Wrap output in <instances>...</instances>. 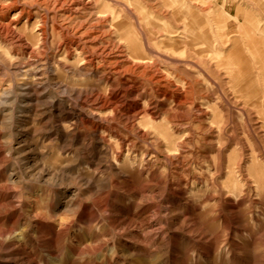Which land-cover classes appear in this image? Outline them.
<instances>
[{
  "label": "rangeland",
  "instance_id": "374dc122",
  "mask_svg": "<svg viewBox=\"0 0 264 264\" xmlns=\"http://www.w3.org/2000/svg\"><path fill=\"white\" fill-rule=\"evenodd\" d=\"M15 1L51 12L47 43L20 5L28 44L0 36V264H264V0H84L73 25L114 14L100 45L131 42L161 84L118 54L82 66L55 0Z\"/></svg>",
  "mask_w": 264,
  "mask_h": 264
},
{
  "label": "bare ground",
  "instance_id": "6f19581e",
  "mask_svg": "<svg viewBox=\"0 0 264 264\" xmlns=\"http://www.w3.org/2000/svg\"><path fill=\"white\" fill-rule=\"evenodd\" d=\"M6 1V0H5ZM15 1V0H14ZM26 1V0H25ZM35 1H38V0H35ZM50 1V0H49ZM53 1V0H52ZM178 3L181 5V11H182V7H184V4L181 3L182 0H177ZM2 2V1H1ZM0 2V3H1ZM24 2V1H23ZM19 3V1H15V2H12V4L9 6V5H1L0 6V36L7 39V40H11L13 42H15V44H18V46H26L28 43L25 41V37L22 35V34H19L20 32V28L18 27L19 26V23L17 18H14L12 19L11 21L7 22V15H8V11H9V8L11 6H17V5H20L21 6V11L19 12V17H23L25 14H27V18H26V21H25V26H29L30 23L32 22L33 20V17L31 15V12H28L26 10V4L25 3ZM29 2V1H28ZM43 2V1H42ZM92 2V1H91ZM6 3V2H5ZM51 3V2H50ZM55 3L59 6V8L57 9V11H54L53 13V16L55 17V20L57 19H60V18H64V22L67 21V23L64 25L63 21L61 24L63 25H59V33L61 34L62 36V43L60 44L59 48H64L65 49V52H66V55L69 57V56H76L79 60L81 59V62L82 63V66L84 65H93L95 63V60L97 61V59H101L102 61H108L109 58L111 57H114V55L118 54V58H124V59H127L125 62L127 63V61H130L132 62V66L131 67H128V68H125L123 69V65H122V62H117L115 63L116 65V72L117 74H123L126 73V72H131V74L133 75H136L139 77L142 76H149L150 77V81L154 83H157V84H161L162 83V75L160 74V72L158 70H156L153 74H150L152 73L153 70L149 69L151 68V66H146L144 65L143 66V70L140 71V65L139 63H142L143 61H141V56L137 50L133 49L134 45L129 42V43H126L128 41H125L126 45H127V54L124 55L121 51V44L116 46H111V42L110 43H107L105 46H101L100 42L105 39L104 37H107V36H111V33L109 31H105V32H98L97 30L101 27H104L105 25H107L108 28H110L109 30L112 31L116 36H120V19L119 18H116L114 16V14L110 13H100V14H91L90 19L89 17L87 18L88 20L86 21H83L79 24H77L76 26V23L73 25V22L75 20V16L76 15H79L81 14L80 12H85V10H87L89 8V3L90 1H84V0H55ZM56 5V6H57ZM55 6V7H56ZM28 7V6H27ZM31 7V5H30ZM57 8V7H56ZM91 9V7H90ZM51 10H55V9H51ZM93 10V9H92ZM95 11V10H94ZM42 12V11H41ZM51 12V11H49ZM47 13L48 14V17L45 16V17H42L40 18V20H35L32 22V29H35V31L37 32H41V35L43 40L45 41V43H47V41L49 40V23H48V19L50 17V13ZM53 12V11H52ZM45 13V12H44ZM89 13V12H88ZM98 13V12H97ZM115 13V12H114ZM33 14V13H32ZM46 14V15H47ZM87 14V13H86ZM129 14H131L135 19L137 18V15H134V13L132 12H129ZM96 17L95 19V23L93 24H90L89 22L91 21V19L93 17ZM85 17V16H84ZM51 19V18H50ZM80 19V18H79ZM170 20V19H169ZM186 20V19H185ZM51 21V20H50ZM58 21V20H57ZM57 21H54L57 22ZM79 21V20H78ZM184 16L183 14L180 12V11H175V16L172 18V21H170L171 23L169 24V29L171 28L172 30L176 29V30H179L180 27H183L185 28L184 30V39L186 40V38L188 37V28H187V22H186V25L184 24ZM137 23H139L138 20H136ZM142 22V20H141ZM110 26H109V24ZM56 24V25H57ZM142 24V23H141ZM154 24V23H153ZM55 25V26H56ZM156 26L152 25V23H149V28H150V31H153L155 29ZM107 30V29H106ZM22 31V30H21ZM51 31V30H50ZM178 31H175V33H172V34H176ZM124 33V32H123ZM140 33V32H139ZM155 33V32H153ZM168 33L171 35L170 31H168ZM95 34H98V35H95ZM133 35V34H132ZM142 35H144L142 33ZM60 36V35H59ZM113 36V34H112ZM139 36V35H138ZM137 36V37H138ZM176 36V35H175ZM112 38V37H111ZM114 38V37H113ZM112 38V39H113ZM150 38L151 36L150 35H147L145 37V43H146V46H147V42L150 41ZM108 39V38H107ZM111 39V40H112ZM120 42H124V40H127L125 37H120ZM138 39V38H137ZM144 39V38H143ZM131 40V39H130ZM129 40V41H130ZM136 40V39H135ZM44 41L42 42L44 44ZM139 41V39H138ZM142 41V40H141ZM10 42V41H9ZM119 42V43H120ZM175 42V41H174ZM12 43V42H11ZM49 43V42H48ZM105 43V42H104ZM134 43V42H133ZM116 44V43H115ZM143 48H145V45L143 44L142 46ZM186 47V45H185ZM25 48V47H24ZM137 49V48H136ZM179 49V45H177V43L174 45L173 47V50L174 52H176L177 50ZM147 50V49H146ZM22 51V50H21ZM41 51V50H40ZM28 52V51H27ZM186 52V51H184ZM33 53V52H32ZM152 54V53H151ZM4 55V54H3ZM10 55V54H9ZM29 55V54H28ZM88 55V56H87ZM30 56V55H29ZM11 57V56H10ZM39 57V56H38ZM15 58V57H14ZM57 59V58H56ZM77 59V60H78ZM115 59V58H114ZM117 59V58H116ZM48 60V59H47ZM115 61V60H114ZM146 61H149V60H146ZM30 62V61H29ZM109 62V61H108ZM151 62V61H150ZM106 63V62H105ZM104 63V64H105ZM144 63V62H143ZM146 63V62H145ZM155 64V63H154ZM32 65V64H31ZM95 65V64H94ZM114 65V66H115ZM129 65V64H128ZM26 66V65H25ZM28 66V65H27ZM108 67V66H107ZM34 69V68H33ZM31 68H29L28 70H26L25 72L22 71L25 76L33 79L32 81L34 82H38L40 79H38V76H41L40 74V70L39 71H36V70H33ZM44 69V68H43ZM157 69V68H156ZM47 70V69H46ZM85 70V69H84ZM70 72V71H69ZM111 72V71H110ZM115 72V73H116ZM45 74V73H44ZM88 74V73H87ZM86 74V75H87ZM76 75V74H74ZM85 75V76H86ZM110 75V74H109ZM108 75V76H109ZM168 75V74H166ZM45 76V75H44ZM84 76V75H83ZM90 76V74H89ZM120 76V75H119ZM22 77V76H21ZM125 77V76H124ZM133 77V76H131ZM135 78V77H134ZM170 78V77H169ZM28 79V78H27ZM105 79V78H104ZM110 79V78H109ZM245 79V78H244ZM26 80V79H25ZM148 80V79H147ZM156 80H158L157 82H155ZM31 81V82H32ZM149 81V82H150ZM171 82V81H170ZM30 83V82H29ZM39 83V82H38ZM108 83V82H107ZM174 83V82H173ZM253 83V82H252ZM251 83V84H252ZM27 84V83H26ZM86 84V83H85ZM35 85H37L35 83ZM14 86V85H13ZM26 86V85H25ZM33 86V85H32ZM235 86V85H234ZM163 87V86H161ZM164 87H168V86H164ZM30 88V86L28 87ZM27 88V89H28ZM138 88V87H137ZM136 88V89H137ZM169 88V87H168ZM26 89V88H25ZM139 90V89H138ZM92 91V90H91ZM97 91V90H96ZM128 91V90H127ZM130 91V90H129ZM177 92L179 91H182V89L177 88L176 90ZM26 92V93H25ZM175 92V91H174ZM176 92V94H177ZM25 93V95H24ZM27 91H22L21 94H23L22 98H19L18 97V100L21 99L23 103L27 102ZM98 93V91H97ZM140 94V93H139ZM182 94V92L180 93ZM184 94V92H183ZM113 95V93H112ZM86 96V95H85ZM91 96V95H90ZM183 96V95H182ZM181 96V97H182ZM264 96V95H263ZM138 98V97H137ZM183 98V97H182ZM133 99V98H132ZM108 100V99H107ZM131 100V99H130ZM136 100V99H135ZM98 102V101H97ZM106 102V101H105ZM154 102V101H153ZM180 102V101H179ZM29 103V102H28ZM136 105V103H134ZM26 105V104H25ZM158 106V104L156 105ZM107 110L109 109L108 108V105L106 103H104L99 109L98 111H101V110ZM136 109V108H135ZM204 109V108H203ZM115 110V109H114ZM134 111V110H133ZM142 111V110H141ZM157 111V110H156ZM26 112V111H25ZM118 112V111H117ZM115 113V111H114ZM86 114V113H85ZM94 113H92L93 115ZM97 114V113H96ZM151 114V113H150ZM153 114V113H152ZM80 116V115H79ZM101 116V115H100ZM85 118H89L88 116L85 117ZM84 118V119H85ZM95 118V117H94ZM102 118V117H101ZM130 118V117H129ZM81 119V118H80ZM88 121V120H87ZM84 122V121H83ZM90 122V121H89ZM12 127H14L13 125L14 124H10ZM21 138V137H20ZM22 144L26 143V141L24 140L23 142H21ZM27 144V143H26ZM25 144V145H26ZM24 145V146H25ZM121 146V145H120ZM21 151L24 149V147H20L19 148ZM96 155H94V158H96ZM94 160V159H93ZM4 195V194H3ZM1 196V194H0Z\"/></svg>",
  "mask_w": 264,
  "mask_h": 264
}]
</instances>
